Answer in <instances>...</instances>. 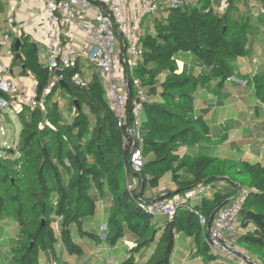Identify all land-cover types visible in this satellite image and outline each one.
Returning <instances> with one entry per match:
<instances>
[{
	"label": "trees",
	"instance_id": "obj_1",
	"mask_svg": "<svg viewBox=\"0 0 264 264\" xmlns=\"http://www.w3.org/2000/svg\"><path fill=\"white\" fill-rule=\"evenodd\" d=\"M260 33L264 35V12L249 7L247 0H200L154 15L152 29L141 32L142 53L126 72L140 78L148 96L141 113L144 163L138 171L125 168L129 150L103 79L94 70L87 86H80L71 81L81 71L79 65L64 67L68 88L56 83L43 99L44 108L15 110L21 121L19 143L6 147L0 142V219L13 218L18 227L13 264H48L50 259L69 264V258L87 259L86 246L102 244L111 247L109 264H173L180 240L191 243L190 261L225 264L207 242L208 224L242 189L247 194L237 241L264 264V160L244 153L240 145L233 149L225 142L228 133L214 136L202 112L192 115L201 92L223 97L233 76L252 85L258 101L252 112L264 111ZM32 42L23 37L14 64L19 61L23 74L35 75L40 96L51 74ZM181 54L198 62L199 69H181ZM244 59L252 66L244 68ZM60 97L67 99L66 108ZM138 100L132 81L130 114ZM219 144L233 152L220 154ZM164 179L169 184L161 190ZM128 181L139 187L130 188ZM200 185L206 192L191 206H178L172 217L140 206ZM98 199L107 202L104 238L103 229L98 233L93 226L103 221Z\"/></svg>",
	"mask_w": 264,
	"mask_h": 264
},
{
	"label": "built area",
	"instance_id": "obj_2",
	"mask_svg": "<svg viewBox=\"0 0 264 264\" xmlns=\"http://www.w3.org/2000/svg\"><path fill=\"white\" fill-rule=\"evenodd\" d=\"M45 16V41L38 45L42 65L51 74L49 84L42 94H37V82L21 84L14 81L13 63L16 58L15 41L23 40L26 21L14 27L9 15L8 27L13 32L0 34V108L20 110L24 106L44 108L43 99L59 79L57 69L79 65L80 70L71 76V81L87 86L90 81L88 64H93L107 89L109 104L116 114L117 125L122 130L123 146L129 150L125 166L138 171L144 163L141 138V113L143 102L148 98L140 78L126 73L142 53L140 45L141 26L144 15H154L162 10L179 8L200 0H41ZM20 2V0H17ZM249 7L264 12V4L247 0ZM9 27V28H10ZM126 45V49H124ZM242 84L246 80L236 76L229 78ZM134 83L139 100L129 113L131 83ZM165 189V187H163ZM206 192V186L189 189L169 200L153 199L140 202V206L152 213L172 217L178 206H191L193 199ZM247 189H242L227 205L220 208L215 221L208 228L207 242L218 261L225 264H259L251 253L238 243L242 232L240 210L244 204ZM201 223L206 218L199 214ZM107 225L104 224L102 237Z\"/></svg>",
	"mask_w": 264,
	"mask_h": 264
},
{
	"label": "rangeland",
	"instance_id": "obj_3",
	"mask_svg": "<svg viewBox=\"0 0 264 264\" xmlns=\"http://www.w3.org/2000/svg\"><path fill=\"white\" fill-rule=\"evenodd\" d=\"M5 2L6 0H2V2ZM222 4L225 5V1H222ZM245 8V6L243 7ZM7 12V7L2 5L0 7V19L3 18V15L6 14ZM155 15V14H154ZM154 15H144V21L141 26V32H148L149 30L152 29L153 27V17ZM2 22V21H1ZM261 34V33H260ZM259 37H264V35ZM264 40V39H262ZM262 40H259L258 43L260 45V48H264V43ZM184 54H181L180 60H183L184 62H188L192 65L196 63V61L193 59V62L187 60L185 57H183ZM191 59V57H189ZM254 63H257L256 71L259 70V63L260 60L259 58H256L254 60ZM14 65V63H13ZM249 65V64H248ZM88 69L94 70L93 64H88ZM14 71V81L17 82L16 76H18L21 72L19 71V66H15L13 68ZM23 74V73H22ZM26 74V73H24ZM238 85V86H236ZM226 88H235V94L237 93L238 95H241L239 99H237V104L233 105V108L239 111V117L236 119L237 125H234L233 119H229L228 117V110L223 109V108H218L214 109V105H219V101H216L215 103H211L210 100L205 102L202 100V103H199L200 96L198 100L196 101V107L198 104H200L202 109H199L198 112H202L205 118L212 117L210 119V125L212 127V131L214 134H216V137H219L221 134H224L225 132L221 131L222 128L226 131L228 127V134L227 137L229 136L228 142L231 144V147L233 149L239 148V145L241 148H243L244 153L248 152L246 154H249L250 156L255 155L258 158H261L264 160V153L262 151L264 150V115L263 116H256L253 112H250L252 110L251 106L255 105V96L253 93V87L252 85L248 82L247 85L241 86L239 84H234L230 80L227 81L226 83ZM245 89H248L251 92V98L250 96L244 97V92ZM249 92V94H250ZM57 96H60V92L56 94ZM218 98V97H217ZM62 106L65 107L67 105V99L64 97H60ZM229 100V98H227ZM66 108V107H65ZM0 110L3 112V114H0V142L6 146V147H16L17 144L19 143L20 139V130H21V121L20 118L17 114V110H12L10 108L4 110ZM260 111H262V108H260ZM263 112V111H262ZM193 116L196 115V111L192 113ZM239 128L244 129L242 133H239L237 130ZM257 131V132H255ZM219 133V136L217 134ZM260 136V137H258ZM255 138L257 140H255ZM247 139V140H246ZM249 139V140H248ZM241 140L244 143L247 144H242ZM220 146L217 147L218 152L222 155H228L233 152L232 148L227 149L223 147V145L219 144ZM257 152H254V151ZM259 151V153H258ZM129 182V181H128ZM169 184V179H164L162 184H161V190H163V187L168 186ZM129 187L130 188H138L139 187V182L137 181L129 182ZM106 213V212H105ZM105 215H101V219L104 218ZM17 223L13 218H7V219H0V264H13L12 260V250L11 248L14 246L15 239H16V233H17ZM192 251V246L191 243L189 244L187 240H180L177 244V249L175 252V258L173 264H193V263H201V260L197 261H190V255ZM85 253H86V258L94 257L96 258L98 254L93 252V248H89V246L85 247ZM84 256H78L75 258L73 261V264H97V262H92L90 263V260L83 261ZM101 260V259H99ZM105 260V258H103ZM53 262L50 260L48 264H52ZM101 264V263H100ZM108 264V263H106Z\"/></svg>",
	"mask_w": 264,
	"mask_h": 264
},
{
	"label": "crops",
	"instance_id": "obj_4",
	"mask_svg": "<svg viewBox=\"0 0 264 264\" xmlns=\"http://www.w3.org/2000/svg\"><path fill=\"white\" fill-rule=\"evenodd\" d=\"M4 5L7 7V12L6 14L3 15V18L0 19V34L1 36L6 35L8 32H13V28L12 27H8V20H9V15L10 13L12 14V20L11 23L14 27L17 26V24L21 21H26V27L24 28V33L27 34V36H29V39L31 41H35L39 46L43 45L44 41H45V30H44V24H45V16L43 13V3L41 0H20V2H17V0H6L5 2L2 0H0V7ZM2 21V22H1ZM10 21V20H9ZM38 46V47H39ZM184 57V56H183ZM187 60L193 62V59L186 57ZM181 62V64H180ZM244 63V68L246 67H250L252 66L251 61H248L246 59L243 60ZM179 64H180V68H193L195 66L200 67L199 63L196 62L194 65L188 63V62H184L183 60H179ZM249 64V65H248ZM15 66H19V71L21 70V63L18 61L17 63H15L13 65ZM15 76V75H14ZM17 78V82L21 83V84H29L33 81H36L35 79V75L31 72H27L26 74H22V72H20V74L18 76H16ZM231 82H233L234 84H239L241 86H245L246 84H242L238 81L235 80H230ZM248 81V80H247ZM249 82V81H248ZM238 86V85H236ZM228 89V94H226L223 97H216L213 95H210L209 93H205V92H201L200 93V100L199 103H202V100H204L205 102L210 100V102L215 103L216 101H219V105H214V109H218V108H223V109H227L228 112V117H230L229 119H233V123L234 125L238 126L236 119L239 117V111L236 110L235 108H233V105L237 104V99H239L241 97V95L237 96L238 94H235V88H227ZM249 90L245 89L244 92V97H246L247 95L250 96L251 92L249 94ZM237 96V97H236ZM199 98V97H198ZM229 98V100L227 99ZM251 98V96H250ZM256 101V100H255ZM258 101H256L255 103L257 104ZM197 110L196 112H198L199 109H202L200 104L197 105ZM252 112V110L250 111ZM264 115V111L260 112L258 115L256 116H263ZM213 117V116H212ZM212 117H208L207 119L210 122V119H212ZM230 127H228L229 129ZM228 129L225 131L224 128H222L221 131L225 132V133H229ZM236 131H238L239 133H242L244 131V129L239 128V130L236 129ZM257 132V131H255ZM224 133V134H225ZM214 136H216V134L213 133ZM217 136H219V133L217 134ZM260 137V136H258ZM229 138V137H228ZM247 140V139H246ZM249 140V139H248ZM255 140H257L255 138ZM226 143L230 142L229 140L225 141ZM254 152H257L256 150ZM259 153V151H258ZM264 153V150L262 151L261 154ZM173 185H171L170 187H172ZM107 211V202L103 199H98V212L100 215H105V212ZM103 220V219H102ZM95 231H97L98 233L102 232L103 226H104V220L100 221V223H98L97 221L93 224ZM130 242V241H129ZM93 248V252L98 254V256L96 258H98L97 260L95 259L94 261V257H90L88 260H90V263L92 262H97V264H106L107 263V259H106V255L108 254V252L110 253V249L111 247L108 245H97V246H91ZM103 258H105V260H103ZM85 259L84 261L86 262ZM101 259V260H99ZM52 260V259H50ZM74 259H70L69 258V264H73ZM109 264V263H108Z\"/></svg>",
	"mask_w": 264,
	"mask_h": 264
},
{
	"label": "water",
	"instance_id": "obj_5",
	"mask_svg": "<svg viewBox=\"0 0 264 264\" xmlns=\"http://www.w3.org/2000/svg\"><path fill=\"white\" fill-rule=\"evenodd\" d=\"M225 29V28H224ZM22 44H23V40L20 38V37H18L17 39H16V41H15V50H16V58H19V57H21V52H20V47L22 46ZM32 45H33V47H34V50L37 52L38 51V44L35 42V41H33L32 42ZM124 49H126V45H124ZM62 73H63V71H62V69H57L56 70V74L58 75V76H61L62 75ZM59 84L62 86V87H66V88H68L70 85H69V82L68 81H66L64 78H60L59 79ZM2 94V92L0 91V95ZM77 101V100H76ZM78 103V102H77ZM213 215V214H212ZM211 219H212V217H211ZM211 221V220H210ZM209 226H210V224H208V228H209Z\"/></svg>",
	"mask_w": 264,
	"mask_h": 264
}]
</instances>
